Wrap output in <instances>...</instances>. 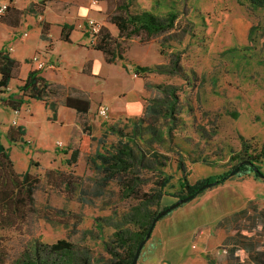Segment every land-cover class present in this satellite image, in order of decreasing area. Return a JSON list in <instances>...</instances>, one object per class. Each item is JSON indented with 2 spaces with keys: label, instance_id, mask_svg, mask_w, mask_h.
<instances>
[{
  "label": "rangeland",
  "instance_id": "374dc122",
  "mask_svg": "<svg viewBox=\"0 0 264 264\" xmlns=\"http://www.w3.org/2000/svg\"><path fill=\"white\" fill-rule=\"evenodd\" d=\"M96 2L21 0L18 5L27 26L32 17L57 16L51 30L55 54L80 64L90 52L79 42L91 47L97 36L92 26L118 33L109 21L127 3ZM130 12L177 19L171 31L150 41L123 42L124 60H97L95 67L91 62L84 69L90 76L80 67L68 74L77 86H65V94L87 96L89 114L75 116L64 106L29 101L23 108L30 121L24 122L3 103L10 93H20V76L9 89H0V140L16 171L38 179L33 201L27 200L13 225L0 231L5 264L27 255L49 257L46 246L59 240L72 244L89 264H117L124 251L115 233L141 231L132 210L144 193L166 184L162 199L150 206L161 211L177 201L170 195L180 190L185 174L192 185L234 169L248 156H261L264 163V8L248 0H135ZM62 21L74 26L71 44L59 40ZM44 23V18L38 22ZM34 32L38 35V28L30 43L36 41ZM52 48L47 43L46 49ZM137 66L156 70L137 75ZM165 91L175 93V103ZM103 106L107 116L99 113ZM85 121L93 126L92 151L70 165ZM128 121L140 124L136 128ZM21 125L27 132L19 140ZM10 131L17 142L10 140ZM125 144L135 154L132 173L108 180L98 156L112 155ZM121 180H134L136 192L128 196ZM137 264H264V179L250 171L237 173L171 211L156 223Z\"/></svg>",
  "mask_w": 264,
  "mask_h": 264
},
{
  "label": "trees",
  "instance_id": "16d2710c",
  "mask_svg": "<svg viewBox=\"0 0 264 264\" xmlns=\"http://www.w3.org/2000/svg\"><path fill=\"white\" fill-rule=\"evenodd\" d=\"M134 1L135 0H126L127 3L119 7L122 13L113 15L109 21L115 25L118 34L116 36L112 35L109 28L101 26L98 33H96L97 36L91 44L93 49L103 53L108 64H113L118 59L124 60L123 42H126L133 37H144L146 41H150L156 36L167 33L174 28L177 19L175 14H171L166 20H160L149 12L131 13L130 8ZM248 1L254 8H264V0ZM10 3H12V0ZM42 12L43 9H40L41 14ZM21 15V10L10 4L5 14L0 19L2 22L18 27ZM46 25L47 24L44 23L42 28V35L44 38H47L48 35V29H45L47 28ZM73 30V25H64L61 32V39L65 42L71 43L70 34ZM85 36H89L87 32L85 33ZM155 70L156 68L137 66L136 74L150 73ZM19 73L20 63L10 56L9 51H7L5 47L0 48V89H8L12 80L16 79L19 76ZM18 91L20 93H10L9 98L3 100V103L6 106L11 107L15 112L21 111L22 106L31 100L44 102L55 108L56 105L53 104H56L63 99L65 107L70 108L76 111L77 114L81 115L89 114L91 109V101L87 96L66 95L64 87L48 82L41 76L40 71L38 70H32L29 72L28 76L23 81V84L18 87ZM165 93L171 98L173 103H175L173 100V98L176 97L175 93L172 91H165ZM151 110H153V107L147 108L144 117H149V112ZM174 111V106L171 105L170 114ZM128 122L126 123L128 126L135 125L136 128V125L140 124V121H135L134 124L133 122L131 124ZM83 124L82 136L79 140L78 147L72 150L67 161L70 165L71 162L76 163L81 154L88 155L92 151L94 141L93 126L88 121H85ZM10 130L12 131L13 129L11 128ZM17 131L20 136L19 140H22V137L26 134L25 127L18 126ZM10 140L13 142L18 141L15 136L12 137V132L10 133ZM65 154H68V152H65ZM98 158L102 162V172L108 174V180L111 178H122V180H124L123 178H128L132 173L135 154L130 148H128V144H125L118 148L112 155H99ZM247 159L253 164L243 165L237 173L250 171L255 177L261 178L262 174L264 175L260 165L262 163L261 156H248ZM238 166L222 174L207 177L192 185L187 179V174H185L181 180L180 190L170 196L176 198L177 201L189 197L190 195H193L195 198L208 188L224 184L234 176L232 175V171ZM37 180L38 179H36L29 171L23 174L16 171L9 151L0 140V231L1 229H5L7 225H13L12 222H15V219L19 217L22 210L27 207V200L33 201ZM122 180L120 181V184L123 187V190L127 192L128 196L130 193L136 192L138 185L134 180H128V184H123ZM165 187L166 184L162 183L157 192L144 193V197L139 198L141 203L133 208L132 219L134 224L141 229V231L134 233L126 232L123 234L115 233L118 242V249L124 251L123 256L117 255V264H133L137 249L140 243L145 239L152 226V222L158 214L171 207L165 206L161 211H151L150 209L153 202L157 201V203H159L162 199L164 195L163 189ZM46 247L49 252V257H42L41 255L32 257L27 255L17 264H89L86 259H80V252L65 240H59ZM5 255L6 249L4 241L0 239V264H5Z\"/></svg>",
  "mask_w": 264,
  "mask_h": 264
},
{
  "label": "crops",
  "instance_id": "0c3cea01",
  "mask_svg": "<svg viewBox=\"0 0 264 264\" xmlns=\"http://www.w3.org/2000/svg\"><path fill=\"white\" fill-rule=\"evenodd\" d=\"M6 1L9 2V0H0V4L6 3ZM20 1L21 0H12L11 5H13L15 8L21 10V7H19V5H18L20 3ZM34 1H36V0H34ZM52 1L63 2L65 0H52ZM22 16L23 15H21V17ZM56 17L57 16H55V15H51V16L42 15V16H39L38 18L32 17L31 20H33V18H35V21H30L28 26H27V23H25L23 20H20L18 27H15V26H12L10 24H7L5 22L0 21V48L3 46L8 47L6 49H7V51H9L10 56L20 63V73H19L20 77L19 78L22 81V84H23V81L28 76L30 71L37 70V67H35L31 61V57L33 56L34 53H36L34 55H39V57L42 60H44L48 66L49 71H47V68L40 71L41 76L45 80H47L48 82L55 84V85H58V86H61V87L77 86V84H74V82L72 81L73 75L72 76L68 75L70 73L75 74L76 71H74V69H79V67H80L81 72H83L86 65L91 64V62L93 63V65L95 67L97 60H100L103 63L108 64L105 60L103 53L101 51L93 49L92 46L87 47L86 41L83 39L79 42V48H86L90 52V54L87 57H85L82 60V62H80V64L68 63L66 60H64L62 58V56H58L57 54H55L54 50L56 47V43H54V40L51 37V30H52V27L54 26V21H57ZM60 17H62V16H60ZM60 17L58 16V19ZM43 18L47 24L46 27H49L47 38H44L42 35L43 26L38 24V22H40V20H42ZM60 25H61V30H60L59 40L63 41L61 39L62 28L64 25H71V24L66 22V21H62V22H60ZM28 28L31 30L28 31L27 30ZM36 28H38L39 34L37 35V33H38L37 31H36L37 33L34 32V33H36V41L34 43H30L29 40L31 39V34H33L32 32ZM110 31H111L112 35L118 34V33H115L111 28H110ZM86 32L87 31H85L83 33L81 32V33L85 35ZM25 34H27V36H25ZM41 35H42L43 39H42ZM70 39H71V43H72L73 42L72 33L70 34ZM91 40L92 39H90V43H92ZM47 43L50 46H51V44H53V48L51 51L46 49ZM66 43H68V42H66ZM71 43H69V44H71ZM43 48L45 51V55H46V53H48V54L51 53L50 57L45 56L44 53L40 50ZM36 51H38V52H36ZM50 65H54V68H51ZM93 72L94 73L96 72L95 69L93 70ZM83 74L87 75L85 73V71L83 72ZM87 76H90V74ZM31 101H35V100H31ZM59 102H63V99H61ZM59 102L56 104H53V105H56L55 107L60 106V108L62 106H64V104L59 103ZM42 103H44V102H42ZM44 104H46V103H44ZM48 105L51 106L50 104H48ZM65 108H67V107H65ZM13 112H15V111L13 110ZM74 112L76 114L75 116H77L78 114L76 113V111H74ZM17 113H20L24 122L30 121V119H29L30 117L26 116L25 109L23 108V106L21 108V111H19ZM21 126L24 127V125H21ZM260 165H262L261 168L264 170V163H261Z\"/></svg>",
  "mask_w": 264,
  "mask_h": 264
},
{
  "label": "water",
  "instance_id": "95a60500",
  "mask_svg": "<svg viewBox=\"0 0 264 264\" xmlns=\"http://www.w3.org/2000/svg\"><path fill=\"white\" fill-rule=\"evenodd\" d=\"M246 164H253V163H252L251 161H249V160H244V161H242V162L239 164V166H238L234 171H232V175H235V174L240 170V168H241L243 165H246ZM261 178L264 179V175H263V174H262ZM206 186H208V185H206ZM193 198H194V196H193V195H190L189 197H186V198H184V199H182V200H179V201H177L176 203H174L173 205H171L170 208H168V209L165 210V211H162L160 214H158V215L156 216V218H155L154 221L152 222V226H151V228L149 229V231H148V233H147L145 239L140 243V245H139V247H138V249H137V252H136L135 258H134V260H133V264H137V262H138V260H139V257H140V254H141V251H142L144 245L146 244V242L150 239V237H151V235H152V232H153V230H154V228H155V226H156V223L159 221V219H160L161 217H163V216H166L167 213H168L169 211L176 209V208L179 207L180 205H182V204H184V203H186V202L192 200Z\"/></svg>",
  "mask_w": 264,
  "mask_h": 264
},
{
  "label": "built area",
  "instance_id": "2783aa9c",
  "mask_svg": "<svg viewBox=\"0 0 264 264\" xmlns=\"http://www.w3.org/2000/svg\"><path fill=\"white\" fill-rule=\"evenodd\" d=\"M92 4H93V5H96V4H97L96 0H92ZM7 8H8V4H7V3H1V4H0V18L5 14ZM99 29H100V28H97V27H95V26H92V27H91V30H92L94 33H98ZM25 36H27V34H25ZM31 61H32L33 64H37V70H38V71H42V70H44V69L47 67V63H46L44 60H42V59L39 57V55H34V56L32 57V60H31ZM50 67H51V68H54V65H50ZM8 89H9V88H8ZM16 113H17V112H16ZM99 113H100L101 116H107V114H108V109H107V107H105V106L101 107L100 110H99Z\"/></svg>",
  "mask_w": 264,
  "mask_h": 264
}]
</instances>
